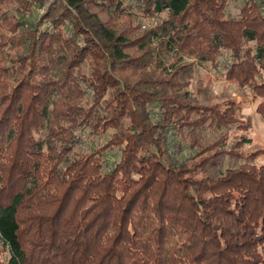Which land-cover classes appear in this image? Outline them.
Wrapping results in <instances>:
<instances>
[{
    "label": "trees",
    "instance_id": "16d2710c",
    "mask_svg": "<svg viewBox=\"0 0 264 264\" xmlns=\"http://www.w3.org/2000/svg\"><path fill=\"white\" fill-rule=\"evenodd\" d=\"M44 2L0 0V264H264V146L183 61L264 119V0Z\"/></svg>",
    "mask_w": 264,
    "mask_h": 264
},
{
    "label": "rangeland",
    "instance_id": "374dc122",
    "mask_svg": "<svg viewBox=\"0 0 264 264\" xmlns=\"http://www.w3.org/2000/svg\"><path fill=\"white\" fill-rule=\"evenodd\" d=\"M53 0H45L44 4L39 8H33V17L37 19L43 15L50 3ZM228 4V11L232 17H237L239 14V8L242 5L243 0H226ZM100 3V2H98ZM12 6L2 8L0 14L8 11L11 14ZM99 10V9H98ZM102 13V12H101ZM139 13V12H138ZM109 15V14H108ZM101 16V14H100ZM102 19H106L101 16ZM112 24L117 30L124 32L129 37L136 38L141 33L149 28L152 24V20H140L139 16L133 18H115L111 19ZM48 23V22H47ZM46 26H49L48 24ZM140 26V27H139ZM139 27V29H138ZM185 62L194 63L191 76H190V90L199 95V97L210 103L223 102L228 100H234L241 103L240 116L244 120H249L251 123V133L253 143L251 146L246 147L245 150L249 151L257 147L264 146V119H262L256 113L257 101H254L246 90H241L233 82L226 81L221 75L217 74L212 68L210 63H196L192 59H184ZM83 72L88 75V68L84 67ZM107 135H103L99 138H95V145L101 146L107 139Z\"/></svg>",
    "mask_w": 264,
    "mask_h": 264
}]
</instances>
